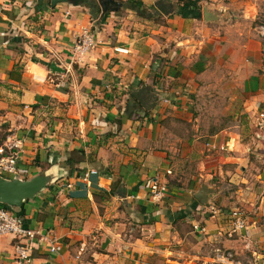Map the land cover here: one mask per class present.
<instances>
[{
  "label": "crops",
  "instance_id": "0c3cea01",
  "mask_svg": "<svg viewBox=\"0 0 264 264\" xmlns=\"http://www.w3.org/2000/svg\"><path fill=\"white\" fill-rule=\"evenodd\" d=\"M113 1L115 11L101 12L96 0L90 10L0 0V145L18 143V179H48L11 212L60 245L50 254L35 240L19 263L13 246L27 240L0 236V264H264V128L241 143L224 123L239 115L247 130L264 113L255 0H194L198 14L179 0ZM82 28L95 46L74 61ZM142 88L158 98L147 110L132 97ZM149 180L165 184L161 203L145 200ZM202 185L214 191L205 205L193 199ZM120 188L139 198H119ZM237 207L252 215L227 239ZM224 251L232 256L222 262Z\"/></svg>",
  "mask_w": 264,
  "mask_h": 264
},
{
  "label": "built area",
  "instance_id": "2783aa9c",
  "mask_svg": "<svg viewBox=\"0 0 264 264\" xmlns=\"http://www.w3.org/2000/svg\"><path fill=\"white\" fill-rule=\"evenodd\" d=\"M95 46L92 31L90 28H82L78 35L75 37L71 44V57L74 61H79L88 51L92 50ZM254 127L258 130L264 128V113L259 112L254 121ZM207 151H219L222 152L223 146H214L205 144ZM19 158V147L17 142L5 141L0 145V176L10 179L16 177V166ZM167 189L165 184L159 183L155 180H149L146 185L144 198L150 204L161 203L166 197ZM127 199H138V196L124 197ZM207 212L216 214L217 210L209 205ZM247 215L239 208H234L229 211V224L224 231V236L227 239H233L234 237L241 236L247 229ZM192 230L199 234H204L203 227L196 225L192 226ZM0 236H10L13 239H26L27 244H15L13 246L15 260L19 263H28L30 246L32 242L36 240L38 243H44L47 252L50 254H56L60 251V245L57 241L49 240L45 236L39 235L35 231L27 230L17 220L16 216L10 211L0 205ZM229 251L221 253L217 252V258L219 260L226 261L231 258Z\"/></svg>",
  "mask_w": 264,
  "mask_h": 264
},
{
  "label": "water",
  "instance_id": "95a60500",
  "mask_svg": "<svg viewBox=\"0 0 264 264\" xmlns=\"http://www.w3.org/2000/svg\"><path fill=\"white\" fill-rule=\"evenodd\" d=\"M69 0H49V6L52 8L58 3H66ZM101 12L107 10L115 11L118 4L113 0H96ZM160 12H162L159 9ZM163 13V12H162ZM201 17L203 21H213V17L205 9L201 11ZM49 69L53 72H60V69L56 68L53 63L49 65ZM146 94L147 96L145 97ZM132 97L141 105L144 110L152 107L158 100L156 94H149V89L142 88L132 94ZM148 103V106L146 105ZM48 179L44 174L35 175L26 180H20L17 177L10 179L0 176V205L8 208H18L24 200H28L36 196L43 188L46 187ZM213 189L207 188L202 185L193 194V199L199 202L201 205H205L207 200L212 196ZM117 193L119 198H124V189H118Z\"/></svg>",
  "mask_w": 264,
  "mask_h": 264
},
{
  "label": "rangeland",
  "instance_id": "374dc122",
  "mask_svg": "<svg viewBox=\"0 0 264 264\" xmlns=\"http://www.w3.org/2000/svg\"><path fill=\"white\" fill-rule=\"evenodd\" d=\"M184 1H181L179 0V2L177 3V5L183 3ZM255 10L254 9H251L250 11L252 13H254V18H253V21L251 22V27L252 28H255V39L259 40V43H260V50H259V61H258V67H257V75L258 76H263L264 77V48L261 46V42L263 41V36H264V0H255ZM236 84L235 86V89H236V96L237 99H240L241 97H244L243 95L240 94L239 92V89H240V86L239 84L241 83V79H234V82ZM224 96H221V98L223 99ZM230 112V111H229ZM231 116L230 114L228 116L225 117L224 119V123L226 125V123H230L233 125H229L231 127V129H233L237 134H238V140L241 142V143H244L248 137L247 134L250 132L251 136L254 137V134L257 132V128H255L254 126L250 127V129L246 128L247 130H245V126H243L242 124V120L240 119V116L238 115V119L236 121H231ZM235 126V127H234ZM11 142V141H10ZM242 153H246V151L242 152ZM253 158H246V161H247V166L249 164H251L250 162L252 161ZM256 159V158H255ZM242 163H245V162H242ZM255 165H259V163L256 161L254 162ZM238 171L237 170V174H238ZM239 175V174H238ZM220 188L223 189V192H228L229 190V184L227 183V181H224L222 182V184H220ZM212 203V202H211ZM213 206H216L215 202H213ZM239 208V207H237ZM221 209V208H220ZM224 209V208H222ZM241 209L246 215L249 216L252 215L251 212H249V214H247L246 211H244L242 208H239Z\"/></svg>",
  "mask_w": 264,
  "mask_h": 264
},
{
  "label": "trees",
  "instance_id": "16d2710c",
  "mask_svg": "<svg viewBox=\"0 0 264 264\" xmlns=\"http://www.w3.org/2000/svg\"><path fill=\"white\" fill-rule=\"evenodd\" d=\"M73 1V4L76 6H82V7H85V8H89V10L90 9H92V6H91V3H89L90 1H93V0H72ZM135 5V4H134ZM133 4H131L130 6H131V8H133V9H135ZM136 7H138L137 5H136ZM180 8V10L182 9H186V10H192V12L194 13H196V14H198L199 12V7H197L196 6V1H194V0H187V1H184L183 3H182V5L179 7ZM144 10H142V11H140V12H137V14L138 15H140V16H144ZM263 38V41L261 42V46L264 48V36L262 37ZM146 114V112L145 111H143V113H141V116H143V115H145ZM129 116H131V115H129ZM139 117V116H138ZM81 157L79 158H76V159H71V158H68V159H66L65 161H64V164L65 165H71V164H74V163H79L80 161H81ZM5 209H7V210H12L11 208H8V207H4ZM16 218H17V220L19 221V223L21 224V225H23L24 224V220H23V215L22 214H17L16 215Z\"/></svg>",
  "mask_w": 264,
  "mask_h": 264
}]
</instances>
